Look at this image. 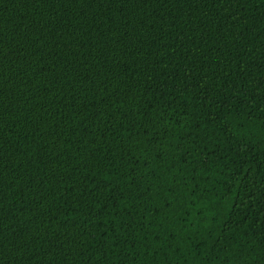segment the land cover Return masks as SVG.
Listing matches in <instances>:
<instances>
[{"label": "trees", "instance_id": "obj_1", "mask_svg": "<svg viewBox=\"0 0 264 264\" xmlns=\"http://www.w3.org/2000/svg\"><path fill=\"white\" fill-rule=\"evenodd\" d=\"M261 80L264 0H0V264H264Z\"/></svg>", "mask_w": 264, "mask_h": 264}, {"label": "snow or ice", "instance_id": "obj_2", "mask_svg": "<svg viewBox=\"0 0 264 264\" xmlns=\"http://www.w3.org/2000/svg\"><path fill=\"white\" fill-rule=\"evenodd\" d=\"M229 2H231V0H223V3L225 4ZM256 89L261 90L257 93V96L259 97V102H264V80H261L258 84L252 85V90L255 91Z\"/></svg>", "mask_w": 264, "mask_h": 264}]
</instances>
